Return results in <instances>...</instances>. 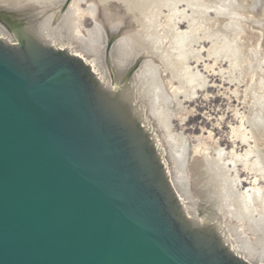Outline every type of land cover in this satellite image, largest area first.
<instances>
[{
    "label": "water",
    "instance_id": "95a60500",
    "mask_svg": "<svg viewBox=\"0 0 264 264\" xmlns=\"http://www.w3.org/2000/svg\"><path fill=\"white\" fill-rule=\"evenodd\" d=\"M0 264H264V0H0Z\"/></svg>",
    "mask_w": 264,
    "mask_h": 264
}]
</instances>
